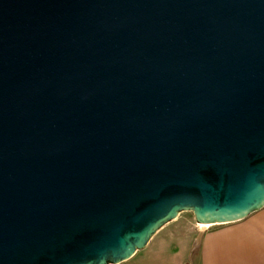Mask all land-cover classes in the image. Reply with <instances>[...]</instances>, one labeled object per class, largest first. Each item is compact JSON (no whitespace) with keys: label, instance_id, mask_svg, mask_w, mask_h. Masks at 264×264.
Masks as SVG:
<instances>
[{"label":"water","instance_id":"water-1","mask_svg":"<svg viewBox=\"0 0 264 264\" xmlns=\"http://www.w3.org/2000/svg\"><path fill=\"white\" fill-rule=\"evenodd\" d=\"M263 206L264 0H0V264Z\"/></svg>","mask_w":264,"mask_h":264},{"label":"crops","instance_id":"crops-1","mask_svg":"<svg viewBox=\"0 0 264 264\" xmlns=\"http://www.w3.org/2000/svg\"><path fill=\"white\" fill-rule=\"evenodd\" d=\"M212 225L217 226L203 228L200 264H264V206L242 219Z\"/></svg>","mask_w":264,"mask_h":264},{"label":"rangeland","instance_id":"rangeland-1","mask_svg":"<svg viewBox=\"0 0 264 264\" xmlns=\"http://www.w3.org/2000/svg\"><path fill=\"white\" fill-rule=\"evenodd\" d=\"M205 226L217 225L197 224L192 212L183 211L159 229L143 249L118 264H200V240Z\"/></svg>","mask_w":264,"mask_h":264}]
</instances>
